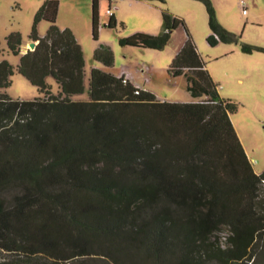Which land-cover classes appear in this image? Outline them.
<instances>
[{
    "label": "trees",
    "instance_id": "16d2710c",
    "mask_svg": "<svg viewBox=\"0 0 264 264\" xmlns=\"http://www.w3.org/2000/svg\"><path fill=\"white\" fill-rule=\"evenodd\" d=\"M200 1L207 41L236 40ZM58 5L43 0L36 11L34 49L21 52L19 31L5 36L16 71L42 95L11 97L14 67L0 60V264H264V170L254 171L231 120L239 104L219 93L184 20L165 9L163 31L120 39L161 49L184 27L167 73L184 76L192 100H161L97 66L86 85L82 46L56 24ZM91 8L96 38L98 0ZM93 58L114 63L108 45Z\"/></svg>",
    "mask_w": 264,
    "mask_h": 264
},
{
    "label": "rangeland",
    "instance_id": "374dc122",
    "mask_svg": "<svg viewBox=\"0 0 264 264\" xmlns=\"http://www.w3.org/2000/svg\"><path fill=\"white\" fill-rule=\"evenodd\" d=\"M215 15L222 26L238 35L236 40L218 41L211 45L207 41L210 33L208 12L200 0H98V31L92 35V0H59L56 24L69 28L81 44L85 59V84L88 85L90 69L100 67L113 74L121 72L132 76L139 83L145 82L159 98L186 101L190 93L186 90L184 77H172L167 68L185 41L186 33L178 25L170 34L168 42L161 49L121 45L120 39L134 32L159 33L163 31V11L182 18L199 52L206 61V67L219 84L223 97L239 104L231 120L238 136L251 159L256 173L264 170V72L258 57H264V0H210ZM43 0H0V60L6 59L14 67L10 85L5 89L13 98L32 99L41 96L36 86L16 71L19 54L7 51L5 36L19 31L22 36L21 52L28 50L33 17ZM108 9L115 14L116 25L106 26ZM49 27L47 20L37 23V31L44 35ZM99 45H108L114 54V63L105 66L95 60L94 50ZM250 51L244 49L249 48ZM252 47V48H251ZM150 68L147 73L140 66ZM148 78V79H146ZM53 93L58 86L52 76L46 78ZM86 96V94L82 95ZM228 229L222 226L215 232L225 244ZM4 255H7L4 253ZM206 264H219L216 260Z\"/></svg>",
    "mask_w": 264,
    "mask_h": 264
},
{
    "label": "built area",
    "instance_id": "2783aa9c",
    "mask_svg": "<svg viewBox=\"0 0 264 264\" xmlns=\"http://www.w3.org/2000/svg\"><path fill=\"white\" fill-rule=\"evenodd\" d=\"M240 7L242 8V11H243V13H245V3H244V1L243 0H240ZM114 13H113V11L111 10V9H108V15L109 16H111V15H113ZM148 67H144V66H140V69L141 70H145V69H147ZM149 70H150V68L149 69H147L146 70V72L148 73L149 72ZM121 77H122V81H123V83H127V82H131V83H133L132 82V80H131V77L130 76H128L126 73H124V72H121L120 74H119ZM146 79H148V78H146ZM133 85H134V87H135V93H139V91H140V89L142 88L140 85H138V84H135V83H133Z\"/></svg>",
    "mask_w": 264,
    "mask_h": 264
},
{
    "label": "crops",
    "instance_id": "0c3cea01",
    "mask_svg": "<svg viewBox=\"0 0 264 264\" xmlns=\"http://www.w3.org/2000/svg\"><path fill=\"white\" fill-rule=\"evenodd\" d=\"M113 16L115 17V14H113ZM26 51V49H24V51L23 52H25ZM22 52V53H23ZM259 58V60L261 61V62H264V57H258ZM261 69H262V71L264 72V65L261 67ZM120 74V73H119ZM119 74H117V75H119ZM184 77V76H182V75H179V76H176V77ZM84 79H85V77H84ZM131 80H132V82L133 83H135V84H138V85H140L143 89H146V90H149V91H152L149 87H147L146 85H145V82H143L142 84L141 83H139L138 81H136V80H134V78L131 76ZM186 83V82H185ZM187 90V89H186ZM188 91V90H187ZM189 92V91H188ZM156 95V94H155ZM157 96V95H156ZM159 98V97H158ZM159 99H161V100H165V99H163V98H159ZM167 100V99H166ZM190 100H192V97L190 96V97H188L187 99H186V101H190ZM247 153V152H246ZM248 158H249V156H248ZM250 159V158H249ZM250 161H251V159H250ZM253 166V165H252Z\"/></svg>",
    "mask_w": 264,
    "mask_h": 264
},
{
    "label": "water",
    "instance_id": "95a60500",
    "mask_svg": "<svg viewBox=\"0 0 264 264\" xmlns=\"http://www.w3.org/2000/svg\"><path fill=\"white\" fill-rule=\"evenodd\" d=\"M29 47H30V49H34V47H35V45H36V41H30L29 43Z\"/></svg>",
    "mask_w": 264,
    "mask_h": 264
}]
</instances>
